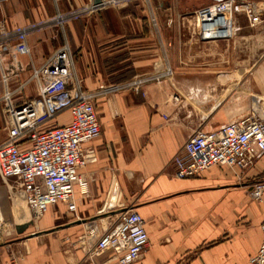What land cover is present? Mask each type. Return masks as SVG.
<instances>
[{"label": "crops", "instance_id": "obj_1", "mask_svg": "<svg viewBox=\"0 0 264 264\" xmlns=\"http://www.w3.org/2000/svg\"><path fill=\"white\" fill-rule=\"evenodd\" d=\"M219 1L107 0L90 11L92 0H0V144L7 108L38 94L35 71L61 45L67 88H106L95 100L99 133L83 145L95 161L79 170L86 193L75 188V211L56 203L35 213L19 181L0 174V264H116L113 250H91L128 208L148 235L130 264H251L264 192L257 201L250 190L264 178V155L244 172L215 165L185 178L173 164L194 131L264 108V0H239L247 7L233 34L203 40L195 12ZM69 119L66 110L51 123Z\"/></svg>", "mask_w": 264, "mask_h": 264}, {"label": "built area", "instance_id": "obj_2", "mask_svg": "<svg viewBox=\"0 0 264 264\" xmlns=\"http://www.w3.org/2000/svg\"><path fill=\"white\" fill-rule=\"evenodd\" d=\"M107 0L89 5L90 11L106 8ZM247 7L239 0H223L207 5L195 12L198 35L203 40L228 38L234 28L235 15ZM230 20V30L224 22ZM155 24V18L152 17ZM67 46L58 47L35 71L41 80L36 96L8 107L5 113L6 138L0 144V174L19 181L27 206L35 213H43L50 205L63 203L68 211H75V188L86 193V181L79 170L88 161L83 145L99 133L95 100L98 93L76 87L67 88ZM170 74L166 67L163 76ZM159 81V77H156ZM141 81L134 80L129 87L140 90ZM177 95H172L176 101ZM69 111L65 124L51 123L63 111ZM264 155V108L259 105L241 117L219 128L194 131L174 155L175 175L191 177L215 165L245 170ZM264 178L255 181L250 196L261 200ZM263 239L257 252L250 257L251 264H264ZM148 244L144 221L137 211L128 208L118 213L114 226L97 237L91 253L106 250L115 252L116 264L136 261Z\"/></svg>", "mask_w": 264, "mask_h": 264}, {"label": "water", "instance_id": "obj_3", "mask_svg": "<svg viewBox=\"0 0 264 264\" xmlns=\"http://www.w3.org/2000/svg\"><path fill=\"white\" fill-rule=\"evenodd\" d=\"M100 0H93V3L96 4L98 3ZM30 223V217H28V219L25 222L19 223L17 226L18 230L20 232H22L24 229H26V227L28 226V224Z\"/></svg>", "mask_w": 264, "mask_h": 264}, {"label": "bare ground", "instance_id": "obj_4", "mask_svg": "<svg viewBox=\"0 0 264 264\" xmlns=\"http://www.w3.org/2000/svg\"><path fill=\"white\" fill-rule=\"evenodd\" d=\"M230 20L228 18H226L225 22H224V30H226L227 32L230 30Z\"/></svg>", "mask_w": 264, "mask_h": 264}, {"label": "rangeland", "instance_id": "obj_5", "mask_svg": "<svg viewBox=\"0 0 264 264\" xmlns=\"http://www.w3.org/2000/svg\"><path fill=\"white\" fill-rule=\"evenodd\" d=\"M248 169H249V168H248ZM245 170H247V169H245ZM245 170H242V171L244 172ZM243 172H242V173H243ZM257 201H260V200H257Z\"/></svg>", "mask_w": 264, "mask_h": 264}]
</instances>
